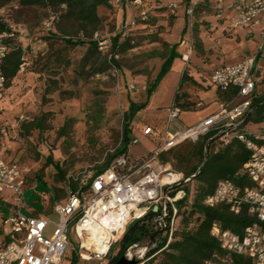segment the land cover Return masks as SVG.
I'll list each match as a JSON object with an SVG mask.
<instances>
[{"label":"rangeland","instance_id":"obj_1","mask_svg":"<svg viewBox=\"0 0 264 264\" xmlns=\"http://www.w3.org/2000/svg\"><path fill=\"white\" fill-rule=\"evenodd\" d=\"M228 1L222 0L220 5ZM209 4V7L201 5L200 11L191 15L185 12L188 4L184 0H141L140 3L110 0L109 6H99L97 11L102 24L93 37L110 40L112 34L121 30L132 17L135 25L130 26L128 33L134 47L117 55V68L110 66L104 72L93 73L91 67L81 66L86 45L68 47L61 38L45 39L49 31L45 29L43 20L51 10L41 7L25 10L17 5L16 0L8 3L9 11L24 23H19L15 32V39L24 51L23 66L6 86L0 107V154L16 160L30 176L43 169L42 180L47 186L53 184L54 173L52 165H44L48 154L66 172L81 167L95 170L119 145L124 114L130 103L145 101L144 107L134 112L129 131V154L140 158L159 144V135H147L143 129L151 126L156 132H164L167 109L175 104L174 96L183 71L187 78L179 93H186L195 106L180 110L178 117L169 124L171 132L217 110L221 101L210 83L214 68L245 60L258 51L256 85L257 90L264 94V40L259 44L257 27H250L255 31L253 38L245 28L232 26L226 10L222 19L217 16V0H210ZM56 12V25H60L73 40L80 37L81 33L69 22L60 20L59 11ZM195 32L202 43V52L195 50ZM172 44L176 45L169 69L147 93L145 88L157 75ZM106 49L101 50L102 54L107 53ZM38 117H42V128L29 127L28 124ZM246 128L264 130V120L249 122ZM133 138L136 139L134 143ZM195 184L196 181H192L187 186L191 189ZM54 185L59 186V183ZM43 188L42 183L25 186L23 213H28V208L42 212L43 204L39 199ZM1 205L4 211L10 210L9 205L3 202ZM4 211L0 207V242L5 233L1 229ZM45 215L52 221L57 220L54 211ZM52 229L53 225L49 224L46 235ZM118 240H115L104 263L79 260L76 252L79 240L71 223L69 249L61 264H105L116 254ZM145 246L149 244L143 240L142 245L132 249L133 258L139 260L137 264H145L143 256H140V250ZM206 264L232 263L221 257L215 263Z\"/></svg>","mask_w":264,"mask_h":264},{"label":"built area","instance_id":"obj_2","mask_svg":"<svg viewBox=\"0 0 264 264\" xmlns=\"http://www.w3.org/2000/svg\"><path fill=\"white\" fill-rule=\"evenodd\" d=\"M197 1H190L186 5L187 14H192ZM221 1L217 0V16L222 19L226 10L232 26L243 27L247 33H251L249 26H257L261 44L264 40V0H229L223 6L220 5ZM8 12L6 6H0V64L11 49L16 28L20 26L10 18ZM141 15L144 19V13ZM55 19V15H50L43 21L46 30L51 28ZM131 25H135L132 17L128 24L121 27L122 36L129 34ZM107 43L108 39L100 40L99 48H107ZM255 55L212 70L210 83L215 89L235 90L233 97L220 102L214 113L171 132L169 124L180 112V107L172 104L167 109L163 133L146 126L143 129L145 134L160 137L157 147L147 155L133 158L127 148L114 156L102 170L81 167L69 171L65 179V196L53 206L56 221L48 219L46 215L32 214L30 208L27 209L28 213L21 211L26 171L16 161L5 159L0 154V201L10 207L1 221V229L5 233L0 242V264H61L69 249L71 223L79 240L76 251L78 259L104 263L126 226L144 216L149 209L157 211L155 219L160 227L167 225L169 241L177 224L176 202L184 197L185 191L180 188L171 194L169 189H164L181 185L189 177L174 170L170 163H160L158 154L182 142L194 143L212 130L216 131L222 144H227L233 136L244 142L249 150V159L243 163L237 175L245 177L249 183L239 185L230 178H222L204 203L209 207L226 204L233 213H238L240 207L246 205L249 213L259 223H264V130L252 131L242 126L257 90ZM130 87L134 88L133 85ZM5 90V78L0 72V107ZM132 142H136V139L133 138ZM49 224L53 225V229L46 235ZM210 235L228 255H241L250 264H264V228L259 224L246 226L241 233H235L215 223ZM138 246H130L125 256L133 258L132 249ZM146 249L145 246L140 250L141 257H144Z\"/></svg>","mask_w":264,"mask_h":264},{"label":"trees","instance_id":"obj_3","mask_svg":"<svg viewBox=\"0 0 264 264\" xmlns=\"http://www.w3.org/2000/svg\"><path fill=\"white\" fill-rule=\"evenodd\" d=\"M12 1L0 0V6H6ZM184 1L186 4L190 3V0ZM16 2L19 7L25 10L33 7L51 10L50 15H55L56 19L48 30V36H45V39L50 41L52 38H61L68 47L86 45V50L80 60L81 66L91 67L93 73L104 72L110 66L117 68L119 66L116 59L117 55L134 47L131 35L122 36L121 31L118 30L108 40L107 53L102 54L99 48L100 39L93 37L94 32L102 24V18L98 14L97 8L99 6H109L110 0H16ZM209 2L210 0L197 1L193 7V12L200 11L201 5L209 7ZM216 7L219 9L218 5ZM56 11H59L60 20L69 22L77 32L81 33L80 37L73 40L65 34V30L60 25H56L58 19ZM8 13L15 23H23L17 20L10 11ZM50 15H47L44 20ZM195 30L197 31V29ZM197 35V32H195V50L196 52H202V43ZM175 45L172 44L169 47L157 75L145 88L147 93L154 87L157 79L169 69L174 56ZM23 51L21 44L15 39L11 49L1 60L0 72L5 78V86L10 84L19 69L22 68ZM258 56L259 51L255 55L256 62ZM186 78V73L183 71L174 96V103L180 107V110H189V108L195 106V102L190 101L186 93H179ZM215 93L217 98L223 102L232 98L235 90L216 89ZM144 105L145 101L137 104L130 103L129 110L124 114L119 145L96 170L104 169L114 156L127 150L130 141V121L134 112L144 107ZM263 120L264 94L256 91V95L251 102V110L245 115L242 126H246L249 122L259 123ZM28 125L29 127L41 129L42 117L34 119ZM248 159L249 150L242 140L237 136H233L227 144H222L214 130L201 136L194 143L182 142L173 148L160 152L158 154L160 163H170L174 170L181 172L184 177H189L187 182L168 188L171 194L180 188L185 191L184 197L176 202V228L168 241V228L160 227L155 219L157 211L149 209L144 216L132 220L126 226L124 233L118 240L116 254L108 258L105 264H114L121 256L125 255L130 246L133 244L142 245L143 240H146L149 244L143 257L145 264H206L208 262L215 263L221 257L228 258L232 264H250L247 258L237 254L228 255L222 250L217 240L210 235V229L213 224L217 223L223 229L241 233L246 226L253 224H259L264 228V223H259L254 215L249 213L246 205L241 206L238 213H233L226 204L209 207L204 203L205 198L212 193L217 181L222 178H230L239 185L248 184L249 181L245 177H238L237 175L243 163ZM44 165L53 166L52 185L47 186L42 180L43 169L38 170L33 176L25 173V186L35 185L36 183H42L44 186L39 199L43 204L42 212L30 208V213L36 215H45L47 212L52 211L55 203L65 196V179L66 174L69 172H66L52 158L51 154L46 156ZM192 181H196V184L190 189L187 184ZM55 182L59 183V186L54 185ZM0 207L3 211L5 210L1 205V201ZM6 213L7 211H4V214Z\"/></svg>","mask_w":264,"mask_h":264},{"label":"water","instance_id":"obj_4","mask_svg":"<svg viewBox=\"0 0 264 264\" xmlns=\"http://www.w3.org/2000/svg\"><path fill=\"white\" fill-rule=\"evenodd\" d=\"M167 189L168 188H165L164 191ZM114 264H137V260L134 258H128L123 255Z\"/></svg>","mask_w":264,"mask_h":264},{"label":"crops","instance_id":"obj_5","mask_svg":"<svg viewBox=\"0 0 264 264\" xmlns=\"http://www.w3.org/2000/svg\"><path fill=\"white\" fill-rule=\"evenodd\" d=\"M250 27H252V26H249L248 29L251 31V33H252V37L254 38V37H255V33H254L255 31L251 30ZM256 27H257V26H256ZM246 31H247V30H246ZM257 34H258V36H259V28H258V27H257ZM259 37H260V36H259ZM257 62H258V60H257ZM256 91H258V90H256ZM258 92H259V91H258ZM219 103H220V102H219ZM219 103H218V105H219ZM207 115H208V114H207ZM207 115L202 116V117L199 118L197 121L201 120L202 118L206 117ZM197 121H196V122H197Z\"/></svg>","mask_w":264,"mask_h":264}]
</instances>
